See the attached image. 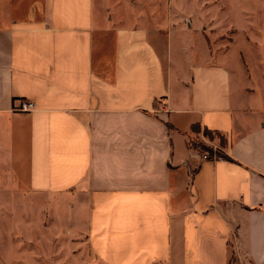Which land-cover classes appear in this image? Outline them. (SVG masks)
I'll list each match as a JSON object with an SVG mask.
<instances>
[{"label":"crops","instance_id":"crops-1","mask_svg":"<svg viewBox=\"0 0 264 264\" xmlns=\"http://www.w3.org/2000/svg\"><path fill=\"white\" fill-rule=\"evenodd\" d=\"M102 9L0 0V204L56 197L103 264H264L263 90L174 15Z\"/></svg>","mask_w":264,"mask_h":264},{"label":"rangeland","instance_id":"rangeland-1","mask_svg":"<svg viewBox=\"0 0 264 264\" xmlns=\"http://www.w3.org/2000/svg\"><path fill=\"white\" fill-rule=\"evenodd\" d=\"M102 7L107 16L128 15L135 22L174 15L204 35L218 60L250 76L264 92V0H102ZM195 133L192 148L203 153V146L227 143L221 133L206 136L202 127ZM25 197L9 209L0 204V264H103L90 255L76 211L73 217L56 197Z\"/></svg>","mask_w":264,"mask_h":264},{"label":"built area","instance_id":"built-area-1","mask_svg":"<svg viewBox=\"0 0 264 264\" xmlns=\"http://www.w3.org/2000/svg\"><path fill=\"white\" fill-rule=\"evenodd\" d=\"M35 107L36 105L34 102L23 100L21 101L20 106L17 111L22 112V113H29V112H32L35 109ZM190 145L192 146L193 144H190ZM212 150H213L212 155L207 152L208 154L207 153L204 154L203 158L206 160H216V159L222 158L218 155V152L219 153L221 152V150L218 147H214L212 148Z\"/></svg>","mask_w":264,"mask_h":264},{"label":"trees","instance_id":"trees-1","mask_svg":"<svg viewBox=\"0 0 264 264\" xmlns=\"http://www.w3.org/2000/svg\"><path fill=\"white\" fill-rule=\"evenodd\" d=\"M198 128H199V130L196 131V130H195L196 127H194V131L197 132V133H199L201 127H198ZM204 131H205V135L208 136V137H210V136L213 135V134H220V133L217 132V131H211V130H209V129H207V128H204ZM202 149H203L204 151H207V152L210 153L211 155H212V153H213V150H212L211 148L207 147V146H206V147L203 146ZM218 155H219L220 157H222V158H227L226 155L223 154V153H221V152H220V153L218 152Z\"/></svg>","mask_w":264,"mask_h":264}]
</instances>
